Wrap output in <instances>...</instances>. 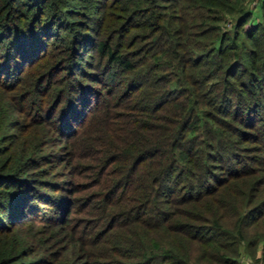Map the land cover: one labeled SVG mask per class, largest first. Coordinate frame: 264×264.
I'll return each mask as SVG.
<instances>
[{
  "label": "trees",
  "instance_id": "16d2710c",
  "mask_svg": "<svg viewBox=\"0 0 264 264\" xmlns=\"http://www.w3.org/2000/svg\"><path fill=\"white\" fill-rule=\"evenodd\" d=\"M243 259L264 261V0H0V264Z\"/></svg>",
  "mask_w": 264,
  "mask_h": 264
},
{
  "label": "rangeland",
  "instance_id": "374dc122",
  "mask_svg": "<svg viewBox=\"0 0 264 264\" xmlns=\"http://www.w3.org/2000/svg\"><path fill=\"white\" fill-rule=\"evenodd\" d=\"M249 2H250V0H249ZM90 53H92V52H90ZM87 58L91 59L92 57L90 58L87 55ZM93 58L95 59L94 56H93ZM87 69L88 70H93L91 67H88ZM44 101H45V102H43L44 105H47V104H49V102H47V101H50V99L44 100ZM41 103H42V100H41ZM25 106H26V109H29V106H30L29 100L25 102ZM10 110H11V114L12 115L13 114L14 115L17 114L20 118H22V116H23L22 113H20L18 111L17 112L13 111L12 107H11ZM29 111H27V112H29ZM41 113L43 115V113H45V112H41ZM19 121H20V119H19ZM29 121H30V117L28 115H26L23 118L22 124L20 126L21 127L20 133H18V134H20L21 137H23L24 131L26 132L27 125L30 123ZM66 128H68V127H66ZM54 135H55V133H54ZM54 137H56V136H54ZM61 144H58V143L55 144L54 143L52 145V147H48L47 159H45V161H43L41 167H44L46 170L49 171V173H47V177L48 178L56 180L57 178L60 177V178H63L65 180H69L70 171H71L70 167H71L72 163H70L69 160H68V157L70 159V155L68 153L69 152L68 148L65 147V145H63V143H61ZM78 179H79L78 183H80V181H82V182H84V184H86L85 182H87L85 177H82V178L80 177ZM69 188H71V185L69 186ZM84 190L81 191L82 194L84 192H86V190H87L86 187H85ZM38 206H41V205H38ZM81 210H79L78 212H75V210L74 211H72V210L70 211V214H72L76 218V220L74 219L75 224H83L84 221H85L86 216H88V215L84 214L83 211H81ZM242 263L243 264H250L249 261H247V260L244 261V259H243Z\"/></svg>",
  "mask_w": 264,
  "mask_h": 264
},
{
  "label": "built area",
  "instance_id": "2783aa9c",
  "mask_svg": "<svg viewBox=\"0 0 264 264\" xmlns=\"http://www.w3.org/2000/svg\"><path fill=\"white\" fill-rule=\"evenodd\" d=\"M260 264H264V261H262Z\"/></svg>",
  "mask_w": 264,
  "mask_h": 264
}]
</instances>
